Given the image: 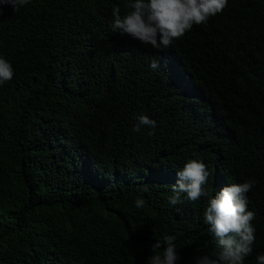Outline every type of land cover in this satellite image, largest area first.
<instances>
[{
	"label": "trees",
	"instance_id": "trees-1",
	"mask_svg": "<svg viewBox=\"0 0 264 264\" xmlns=\"http://www.w3.org/2000/svg\"><path fill=\"white\" fill-rule=\"evenodd\" d=\"M129 2L30 0L0 16L14 69L0 86V264H150L169 235L176 264L215 259L203 213L248 179L244 264L264 254V0H228L160 50L112 31L113 7L125 15ZM140 115L156 127L134 132ZM193 159L209 195L172 206Z\"/></svg>",
	"mask_w": 264,
	"mask_h": 264
},
{
	"label": "clouds",
	"instance_id": "clouds-1",
	"mask_svg": "<svg viewBox=\"0 0 264 264\" xmlns=\"http://www.w3.org/2000/svg\"><path fill=\"white\" fill-rule=\"evenodd\" d=\"M29 3L30 0H0V16L5 7H10L15 14ZM227 4L228 0H130L127 4L130 11L125 15H121L118 5L113 7L111 28L113 32L127 36L141 45L157 50L167 49L194 25H202L211 17L222 13ZM150 68L159 70V61L152 60ZM13 76L11 64L0 58V86L11 81ZM142 127L154 129L156 122L146 115H140L133 131L139 132ZM209 175L205 163L189 160L182 170L175 173L176 181L172 186L173 194L169 197V204L175 206L183 200L195 202L208 196L204 186ZM256 184V180L248 179L244 183H234L215 191L214 197L208 201L203 218L210 226L209 231L213 234L219 251L215 259L207 255L197 257L196 264H244L245 258L252 254L256 233L252 221L256 213L248 210L247 193ZM144 205V199L136 198V208H143ZM175 240V236H165L163 255L151 256L150 264H176L180 257ZM161 245L156 241L152 248L160 249ZM256 261L257 264H264V254L257 255Z\"/></svg>",
	"mask_w": 264,
	"mask_h": 264
}]
</instances>
